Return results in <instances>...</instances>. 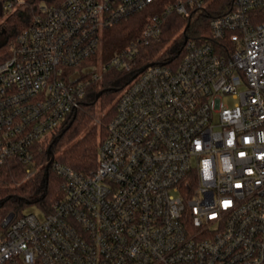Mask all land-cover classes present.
Returning <instances> with one entry per match:
<instances>
[{
	"label": "built area",
	"instance_id": "2783aa9c",
	"mask_svg": "<svg viewBox=\"0 0 264 264\" xmlns=\"http://www.w3.org/2000/svg\"><path fill=\"white\" fill-rule=\"evenodd\" d=\"M213 2L62 0L16 35L0 62V166L16 158L27 177L93 83L130 76L97 167L54 156L61 195L42 218L3 220L0 264H264V0H227L208 37L139 61L169 15L186 30ZM136 13L140 33L105 59V30Z\"/></svg>",
	"mask_w": 264,
	"mask_h": 264
},
{
	"label": "trees",
	"instance_id": "16d2710c",
	"mask_svg": "<svg viewBox=\"0 0 264 264\" xmlns=\"http://www.w3.org/2000/svg\"><path fill=\"white\" fill-rule=\"evenodd\" d=\"M20 0H0V62L12 53V42L16 35L32 24L33 16L42 4L51 5L62 0H23L24 10L14 6ZM174 0H159L164 4ZM227 0H214L205 12L195 16L185 30L188 19L173 12L169 15L161 38L144 47L140 64L154 58H170L178 52L184 35L190 37L209 36L210 19L227 9ZM147 13H136L125 17L106 29L103 37V57L109 58L114 52L125 47L141 31ZM129 72L112 69L101 81L93 83L87 92L83 105L75 115H71L58 133L49 141L37 143L35 152V172L27 177L26 165L16 158H10L0 166V226L3 220L14 213L19 216L29 204L37 203L46 211L60 197L63 177L46 165L50 157L78 172L88 173L98 165V151L107 136V125L117 112V97L129 78ZM102 94L97 98V94ZM101 118L100 123L96 118ZM40 146V148H39Z\"/></svg>",
	"mask_w": 264,
	"mask_h": 264
},
{
	"label": "rangeland",
	"instance_id": "374dc122",
	"mask_svg": "<svg viewBox=\"0 0 264 264\" xmlns=\"http://www.w3.org/2000/svg\"><path fill=\"white\" fill-rule=\"evenodd\" d=\"M16 7L20 8L21 10H24L25 7H26V5H25V3H24L23 0H20V1H18V2L16 3V5L14 6V8H16ZM5 18H6V16H4V17L0 20V23H2L3 20H4ZM0 29H1V25H0ZM227 101H228V102H232V101L229 100V99H227ZM99 119H101V118H99V117L96 118V119H95L96 122H98ZM52 133H53L52 130L48 131V135L52 136ZM45 138H46V136L43 135V136H42V139H45ZM23 212H24V213H36V215H38L40 218L44 217V215H45V209H44L41 205H39V204H37V203L29 204L27 207L24 208Z\"/></svg>",
	"mask_w": 264,
	"mask_h": 264
},
{
	"label": "water",
	"instance_id": "95a60500",
	"mask_svg": "<svg viewBox=\"0 0 264 264\" xmlns=\"http://www.w3.org/2000/svg\"><path fill=\"white\" fill-rule=\"evenodd\" d=\"M150 65V64H149ZM147 67V66H146ZM102 94V91H100L98 94H97V98H99ZM54 160V156H52L50 158V160L48 161L47 165H46V171H47V176H48V171H49V167H50V164L52 163V161ZM14 216V213H10L7 217V221H9L12 217Z\"/></svg>",
	"mask_w": 264,
	"mask_h": 264
},
{
	"label": "snow or ice",
	"instance_id": "6c2138e0",
	"mask_svg": "<svg viewBox=\"0 0 264 264\" xmlns=\"http://www.w3.org/2000/svg\"><path fill=\"white\" fill-rule=\"evenodd\" d=\"M226 206H227V204H226Z\"/></svg>",
	"mask_w": 264,
	"mask_h": 264
}]
</instances>
